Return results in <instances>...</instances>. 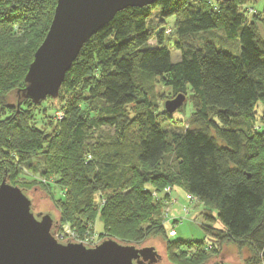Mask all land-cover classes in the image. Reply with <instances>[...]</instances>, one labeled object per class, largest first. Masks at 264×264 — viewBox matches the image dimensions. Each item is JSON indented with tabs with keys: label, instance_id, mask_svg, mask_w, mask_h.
I'll use <instances>...</instances> for the list:
<instances>
[{
	"label": "trees",
	"instance_id": "trees-1",
	"mask_svg": "<svg viewBox=\"0 0 264 264\" xmlns=\"http://www.w3.org/2000/svg\"><path fill=\"white\" fill-rule=\"evenodd\" d=\"M235 1L157 0L124 9L83 45L56 99L17 105L14 95L24 88L56 0H0V177L9 182L26 171L39 176L32 183L45 191L56 177L57 231L67 224L75 235H90L98 216L103 233L121 244L149 238L162 239L167 249L190 244L197 252L187 262L169 252L167 261L207 264L214 252L201 250L202 243L168 240L160 205L165 190L160 200L152 198V189L168 182L161 166L171 158L188 214L197 202L216 212L204 216L205 234L248 248L245 264H264V129L255 111L264 102V36ZM156 8L162 22L150 26ZM169 18L166 33L178 63L164 45ZM259 21L264 30V17ZM213 30L238 40L240 53L203 40L200 33ZM156 83L188 95L192 113L184 130L162 128L151 99Z\"/></svg>",
	"mask_w": 264,
	"mask_h": 264
},
{
	"label": "water",
	"instance_id": "water-1",
	"mask_svg": "<svg viewBox=\"0 0 264 264\" xmlns=\"http://www.w3.org/2000/svg\"><path fill=\"white\" fill-rule=\"evenodd\" d=\"M157 0H56L49 29L33 55L24 77V88L14 97L17 105L29 100L39 105L56 99L66 73L81 48L118 13L143 8ZM222 3L231 0H217ZM255 1V0H252ZM184 96L165 104L175 112ZM57 222L49 212L34 213L27 192L0 183V264H159L161 256L153 247L138 248L105 239L90 247L56 239ZM210 264H228L223 259Z\"/></svg>",
	"mask_w": 264,
	"mask_h": 264
},
{
	"label": "rangeland",
	"instance_id": "rangeland-1",
	"mask_svg": "<svg viewBox=\"0 0 264 264\" xmlns=\"http://www.w3.org/2000/svg\"><path fill=\"white\" fill-rule=\"evenodd\" d=\"M189 2H192V0H189ZM236 4L238 5V8L242 10V12H245V16L249 20L256 21V26L258 29V33L261 37L264 36V30L260 23V19L264 17V0H236ZM254 13H251V12ZM161 9L156 8L152 11L149 24L150 26H157L159 23L161 24ZM258 18V21H257ZM172 23L173 19L169 18L166 19L165 24L163 25V29L165 30L164 36L167 39L166 43L164 44L165 47H167L170 50L171 54V61L172 63H178L180 61V53L176 51L172 45L168 41V39H172L171 35L168 33V29H172ZM160 28L157 27L155 29L156 32H159ZM166 30L168 31L166 33ZM201 37H203V40H207L210 43H212L218 50L225 51L228 53H231L233 55H238L240 53V44L238 40H229L225 37V35L217 30L213 31H207L200 33ZM151 45H154V42H151ZM154 94H152L151 99L152 102L156 105L155 110L157 113L160 114L159 122L162 126V128L167 131L168 133L171 132H180L184 130L188 124L189 117L192 113V106L189 101L188 95L186 94L184 96L183 103L177 108V110L171 114L167 113L165 111V104L167 102L175 100L179 95L176 94L165 88L163 85L156 83V86L153 91ZM11 101L13 102V97L11 96ZM48 104L58 105V103H51L48 102ZM42 105H45L43 102ZM257 121L256 126H261L264 129V102L258 103L255 106ZM61 113L60 111L57 112ZM56 114V116H57ZM62 114V113H61ZM2 118L0 117V120ZM102 132H106V129L101 130ZM161 168L166 172H164L166 178L165 182L166 185H162L164 183L162 180V183H159L156 190L152 189V192H154L157 196V200H160V194L163 192V190L170 189V195L167 197L166 201L162 203L160 201V205L165 206L164 209H169V217L168 219H172L171 217L177 218L178 222L173 223L171 220L164 221L165 219V213H163V228L166 232V235L172 231V229L175 231V237L168 239L170 242H183V243H202L200 245V249L204 250L208 255L214 252L212 255V258L207 264H210L214 261H218L223 259L225 263L228 264H240L241 260L244 258L246 249L245 247L242 249H238L233 244H221L217 243L212 237L207 236L205 232L202 230V225H206V222L204 221V216L206 214H211L212 217L216 216L215 210H212L211 206H205L203 203L197 202L194 207L191 208L190 213L188 215H184V208L183 206L187 205V202L185 201V194L181 190H177L175 188L176 183H178V179L175 177V171H174V163L172 162L171 158H168ZM160 171L161 169H157ZM161 170V171H163ZM157 171V172H158ZM3 176L0 177V180H2ZM32 180L40 181L39 176L33 175L32 173H28L26 171H22V173L18 177H13L9 179V184L12 185H18V186H26L28 193L27 196L32 202V209L34 213L37 212H49L52 214L54 221H59V213L56 209V203L54 201L60 200V190L55 185L56 177H53L50 179L49 187H47L48 191L40 190L35 188L36 184L32 183ZM43 182V181H42ZM45 182V181H44ZM1 183V181H0ZM170 185V186H168ZM37 187V186H36ZM165 187V188H164ZM164 188V189H163ZM54 201H53V199ZM177 203L174 204L176 202ZM155 200V199H154ZM166 204V205H165ZM183 208V209H182ZM164 212V211H163ZM59 224H61L59 222ZM214 227H219V223H214ZM67 230V233L69 234L73 232V230L70 228V226L63 225L61 226L57 232H60L61 230ZM56 232V235L58 234ZM78 234V233H76ZM77 237L78 240L82 242H76V240H71L72 238L67 239H60L59 242H66L71 241L73 243H82L83 245H88L90 247H94L98 245L101 241L105 239H111L110 236H107L103 233V226L100 218L97 216L94 224L93 229L90 234L89 239H86L85 236L82 234H78ZM92 237V239H91ZM120 242H122V239H119ZM125 242V241H124ZM174 244V243H173ZM138 248H144V247H153L155 248L156 252L161 256L162 261L159 264H171L169 261H167L166 256L168 252L170 254H174L178 256L179 260H182L183 263L187 262L189 257L196 253V249L192 247V245H181L179 244L174 245L172 248L168 247L166 242H164L160 238H149L143 241L142 243L136 245ZM237 250L239 252V255H236ZM251 254V251H249ZM247 254V253H246ZM252 256V254L250 255ZM240 258L239 260L237 258Z\"/></svg>",
	"mask_w": 264,
	"mask_h": 264
},
{
	"label": "built area",
	"instance_id": "built-area-1",
	"mask_svg": "<svg viewBox=\"0 0 264 264\" xmlns=\"http://www.w3.org/2000/svg\"><path fill=\"white\" fill-rule=\"evenodd\" d=\"M216 1V0H215ZM208 4L215 10V11H217L218 10V6H217V4L216 3H214V2H212V1H208ZM57 119H62V114L61 113H58L57 114ZM165 192L167 193V197L170 195V189L168 188V189H166L165 190ZM156 194L155 193H153L152 194V198L153 199H155V201L157 200V198H156ZM187 199L189 200V201H193V199L190 197V196H188L187 197ZM158 201V200H157ZM166 201V200H165ZM165 201H163V202H165ZM166 205V204H165ZM166 208V207H165ZM165 211H164V213H165V219L166 220H164V221H169V220H171L173 223H176V222H178V220L176 219V220H173V218L172 219H168V217H169V215H170V213H169V209L167 208V209H164ZM184 215H187L188 214V210H187V208H184ZM58 234L56 235V239L57 240H60V239H67V238H72L71 240H76V242H82V241H80V240H78L79 238L77 237V235H75V233L74 232H72V233H70L69 232V234L67 233V230H64V228H63V230H61L60 232H57ZM175 231L172 229V231H170L169 233H168V236H169V238H174L175 237ZM67 237V238H66ZM86 237V239H89V237H90V235H87V236H85ZM91 239H92V237H91ZM83 243V242H82ZM88 246V245H87Z\"/></svg>",
	"mask_w": 264,
	"mask_h": 264
},
{
	"label": "crops",
	"instance_id": "crops-1",
	"mask_svg": "<svg viewBox=\"0 0 264 264\" xmlns=\"http://www.w3.org/2000/svg\"><path fill=\"white\" fill-rule=\"evenodd\" d=\"M246 249V253H245V256H244V258L241 260L239 257L237 258L238 260L240 259L241 261V263L240 264H245L246 262H247V260L248 259H250L251 258V254H250V250L248 249V248H245ZM237 254L236 255H239V252H238V250H237V252H236ZM236 264H238V263H236ZM258 264H261V263H258Z\"/></svg>",
	"mask_w": 264,
	"mask_h": 264
}]
</instances>
